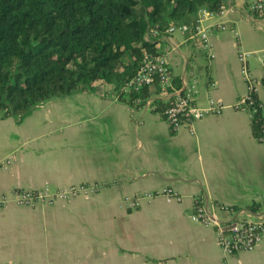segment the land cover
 I'll use <instances>...</instances> for the list:
<instances>
[{
  "label": "crops",
  "instance_id": "1",
  "mask_svg": "<svg viewBox=\"0 0 264 264\" xmlns=\"http://www.w3.org/2000/svg\"><path fill=\"white\" fill-rule=\"evenodd\" d=\"M249 4L230 0L204 21L227 26L211 30L214 58L185 34L155 40L176 83L198 80L199 105L209 96L224 105L194 123V133L173 131L159 107L130 105L103 83L0 119V264H264V244L227 255L214 228L191 220L197 204L221 221L233 218L224 207L264 216V143L253 136L251 116L234 109L247 92L242 51L264 116V17ZM75 185L97 190L52 205L13 201L15 190ZM166 188L182 201L125 205ZM253 204L257 212L248 210Z\"/></svg>",
  "mask_w": 264,
  "mask_h": 264
},
{
  "label": "trees",
  "instance_id": "2",
  "mask_svg": "<svg viewBox=\"0 0 264 264\" xmlns=\"http://www.w3.org/2000/svg\"><path fill=\"white\" fill-rule=\"evenodd\" d=\"M229 1L0 0V119L27 115L53 98L93 91L96 83L112 86L120 100L133 104L138 94L124 88L144 55L158 53L155 40L171 26L195 25L202 9L221 12ZM152 30L159 35L147 42ZM153 91L157 84L140 95L148 98ZM157 106L163 113L166 107L160 101ZM251 129L264 143L262 112L251 117ZM247 208L257 212L260 206Z\"/></svg>",
  "mask_w": 264,
  "mask_h": 264
},
{
  "label": "built area",
  "instance_id": "3",
  "mask_svg": "<svg viewBox=\"0 0 264 264\" xmlns=\"http://www.w3.org/2000/svg\"><path fill=\"white\" fill-rule=\"evenodd\" d=\"M249 2L251 11L255 13L264 12V0H249ZM225 10H227V7L216 13L202 9L198 13V20L195 25L171 26L165 31V34L172 35L176 32L185 34L206 52L210 58H214V55L211 54V30L215 27L220 30H226L227 26L226 24L205 26L203 23L209 18L223 14L226 12ZM150 33V36L147 35V42H153L152 38L159 35L157 30H152ZM238 58L241 63V74L247 84V92L236 102L234 109L245 111L252 117L257 112H262L263 103L259 98H255L257 82L252 76L249 67V54L240 51ZM156 84L158 85V91H153L148 98L140 95L143 89L151 88ZM124 90L127 94H138V98L133 101L134 105H144L155 110L158 108L157 101H160L166 107L163 111L164 120L175 132L184 127H189L190 132L194 133V123L210 115H220L224 109V105L221 102L214 100L210 96L207 98L206 105H199L198 99L201 89L198 80L176 83L167 56L160 53H146L144 55L138 72L126 84ZM96 190L95 186L89 185H75L58 191H51L48 187L34 191L19 189L13 192V201L25 207H34L43 203L52 205L58 200H70L81 192L91 193ZM157 197H162L167 202H180L183 199L175 190L166 188L137 197H128L125 199V205L127 208L136 209L141 206L144 200H153ZM5 201L6 198L1 199L0 205ZM223 210L233 218L221 221L217 217L210 215L202 205L197 204L194 214L191 215V220L204 227L214 228L217 232L219 245L227 255L251 251L264 244V216L255 220L246 217L244 215L246 212L238 214V211L228 207H224Z\"/></svg>",
  "mask_w": 264,
  "mask_h": 264
},
{
  "label": "rangeland",
  "instance_id": "4",
  "mask_svg": "<svg viewBox=\"0 0 264 264\" xmlns=\"http://www.w3.org/2000/svg\"><path fill=\"white\" fill-rule=\"evenodd\" d=\"M176 34H177V35H179V34H182V33H180V32H177Z\"/></svg>",
  "mask_w": 264,
  "mask_h": 264
}]
</instances>
